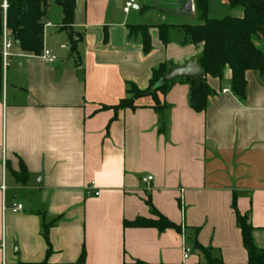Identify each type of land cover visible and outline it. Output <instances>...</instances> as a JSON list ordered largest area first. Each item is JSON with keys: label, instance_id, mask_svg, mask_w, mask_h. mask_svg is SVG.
I'll use <instances>...</instances> for the list:
<instances>
[{"label": "crops", "instance_id": "obj_1", "mask_svg": "<svg viewBox=\"0 0 264 264\" xmlns=\"http://www.w3.org/2000/svg\"><path fill=\"white\" fill-rule=\"evenodd\" d=\"M135 3L138 11L125 13V2L78 0L67 31L61 7L50 2L43 50L56 55L54 65L13 47L0 87V264H82L83 252L84 264H203L196 242L225 264H248L236 210L264 248V73H246L243 101L230 71L206 78L214 95L203 113L190 106L191 86L176 83L160 95L165 133L151 98L116 113L128 84L146 90L158 66L185 67L204 51L174 29L165 45L158 28L200 25L196 0ZM213 6L230 8L210 0L209 17ZM130 25L150 27L149 54L140 36L130 39ZM256 46L264 54V40ZM23 170L26 184L16 179ZM92 182L98 197L88 194ZM148 201L181 232L126 228L156 219ZM184 247L192 249L187 261Z\"/></svg>", "mask_w": 264, "mask_h": 264}, {"label": "trees", "instance_id": "obj_2", "mask_svg": "<svg viewBox=\"0 0 264 264\" xmlns=\"http://www.w3.org/2000/svg\"><path fill=\"white\" fill-rule=\"evenodd\" d=\"M0 0V36L3 32V3ZM78 0H6L7 29L10 37L20 49L34 56H41L44 49V29L47 10L50 2H54L62 9L63 20L61 30L71 31L75 25V10ZM200 14V25L197 26H172L160 25V38L167 45L170 42L171 30H177L184 38V44H203L204 51L198 60L205 80L199 88L194 81L179 79L167 84H161L165 75L175 67L170 64H161L152 72L148 89L140 90L136 85L128 84V97L123 99L113 110L118 113L124 110H136L137 102L144 98H151L154 102L153 109L159 117L160 133H165L167 128V106L161 101L160 95L165 96L178 82L191 86L190 106L196 113L207 110L209 99L214 91L208 85L206 78L222 80L228 71L231 72L232 93L240 101L245 100L247 93L246 73L249 71L264 73V54L256 46V42L264 40V0H221L228 3L231 9L241 10L243 16H227L222 19L209 17V1L196 0ZM144 8L141 9L143 11ZM149 28L145 25H130V39L141 37L143 50L149 54L152 50ZM108 36L106 35L105 41ZM69 47L71 54L77 52L78 40L70 36ZM3 82L2 58L0 56V87ZM109 107H104L103 110ZM27 171L23 170L16 179L26 184ZM155 220L138 218L133 222H125L126 228H156L160 232L175 230L181 232V227L170 222L158 213L151 201L147 202ZM234 208L236 206L234 203ZM237 226L241 230L243 245L249 257L248 264H264V248L259 249L254 242V228L249 222L248 215H241L236 210ZM48 238V228L45 231ZM194 249L199 251L205 260L203 264H225L222 258L211 247L194 244ZM85 253L80 259L84 264ZM46 264V263H43ZM142 264V263H137ZM202 264V263H199Z\"/></svg>", "mask_w": 264, "mask_h": 264}, {"label": "built area", "instance_id": "obj_3", "mask_svg": "<svg viewBox=\"0 0 264 264\" xmlns=\"http://www.w3.org/2000/svg\"><path fill=\"white\" fill-rule=\"evenodd\" d=\"M133 8V5L130 3L126 4V8L124 9L125 13H129ZM7 9L8 5L6 0L3 3V32L0 36V56L2 58V67H3V75L6 73L8 67L10 66V59L12 57V49L16 45L14 40L10 37L9 31L7 29ZM40 59L49 65H54L57 63V57L52 52L48 50H43L42 55L40 56ZM226 93V91H224ZM153 177H144L142 179L143 183L148 184L152 182ZM5 190V186L3 187ZM95 183L92 182L89 187L87 188L88 194L98 197L100 193L98 191H95ZM23 207L21 205L17 206L13 211L15 213L21 212ZM0 248L3 252H5V243L3 242L0 245ZM192 253V249L190 247H184L183 250V260L187 261ZM5 264V262H4Z\"/></svg>", "mask_w": 264, "mask_h": 264}, {"label": "water", "instance_id": "obj_4", "mask_svg": "<svg viewBox=\"0 0 264 264\" xmlns=\"http://www.w3.org/2000/svg\"><path fill=\"white\" fill-rule=\"evenodd\" d=\"M116 2H125L133 5V11H138V6L136 5V0H115ZM18 45V43H17ZM179 79H188L196 83V87L199 88L200 85L205 80V74L197 61H191L185 67H175L169 71L163 78L161 84H167Z\"/></svg>", "mask_w": 264, "mask_h": 264}, {"label": "rangeland", "instance_id": "obj_5", "mask_svg": "<svg viewBox=\"0 0 264 264\" xmlns=\"http://www.w3.org/2000/svg\"><path fill=\"white\" fill-rule=\"evenodd\" d=\"M215 1H216V3H220L221 2L220 0H215ZM227 9H228L227 11L215 12L214 6H213L212 10H211L212 12L210 13V16H211L210 18H212V19H222V18H225L227 16H234L233 11L231 10V8H227ZM52 21L57 22V19H53Z\"/></svg>", "mask_w": 264, "mask_h": 264}]
</instances>
